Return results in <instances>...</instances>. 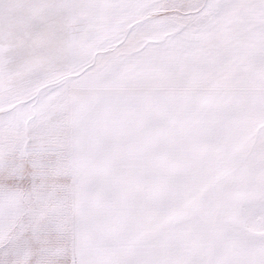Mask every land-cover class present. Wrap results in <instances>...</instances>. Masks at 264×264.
Here are the masks:
<instances>
[{
    "label": "snow or ice",
    "instance_id": "6c2138e0",
    "mask_svg": "<svg viewBox=\"0 0 264 264\" xmlns=\"http://www.w3.org/2000/svg\"><path fill=\"white\" fill-rule=\"evenodd\" d=\"M0 264H264V0H0Z\"/></svg>",
    "mask_w": 264,
    "mask_h": 264
}]
</instances>
